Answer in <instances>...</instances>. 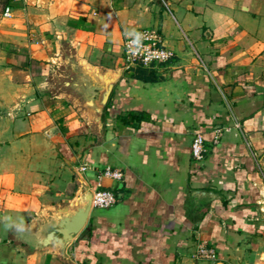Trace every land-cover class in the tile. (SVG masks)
<instances>
[{"label":"crops","instance_id":"0c3cea01","mask_svg":"<svg viewBox=\"0 0 264 264\" xmlns=\"http://www.w3.org/2000/svg\"><path fill=\"white\" fill-rule=\"evenodd\" d=\"M0 11V264H264V0H0ZM141 28L174 55L138 78L122 55ZM107 69L122 72L97 112L85 80ZM105 167L123 177H100ZM84 188L118 201L93 207L64 254L26 241Z\"/></svg>","mask_w":264,"mask_h":264},{"label":"water","instance_id":"95a60500","mask_svg":"<svg viewBox=\"0 0 264 264\" xmlns=\"http://www.w3.org/2000/svg\"><path fill=\"white\" fill-rule=\"evenodd\" d=\"M122 69L93 71L88 74L85 85L90 90L88 104L97 112L106 107ZM93 208V190L84 188L68 203L55 211L35 230L25 234L26 241L37 248H55L61 254L86 225Z\"/></svg>","mask_w":264,"mask_h":264},{"label":"built area","instance_id":"2783aa9c","mask_svg":"<svg viewBox=\"0 0 264 264\" xmlns=\"http://www.w3.org/2000/svg\"><path fill=\"white\" fill-rule=\"evenodd\" d=\"M13 11L10 6H7L4 11L6 17L12 16ZM174 53L169 49L162 36L155 30L150 28H141L131 35H128L123 44V60L127 68L130 67H157L162 63L169 61ZM221 131L216 130L214 142L220 139ZM191 152L193 158L202 160L207 153L205 138L201 132H197L192 145ZM107 176L113 179H121L123 172L120 169L105 167L100 177ZM118 201V196L115 191L107 188L97 189L93 191V207L108 208L113 206ZM199 252L202 256L215 258L217 256L216 249L206 244L199 246Z\"/></svg>","mask_w":264,"mask_h":264},{"label":"trees","instance_id":"16d2710c","mask_svg":"<svg viewBox=\"0 0 264 264\" xmlns=\"http://www.w3.org/2000/svg\"><path fill=\"white\" fill-rule=\"evenodd\" d=\"M142 68H143L142 66H138V67L135 69V70H136V71H135V75H134L135 77H138V78H142V77H143V74H142V73H144V72H143L144 69H142ZM144 79H145V80H148L149 78H148V77H144Z\"/></svg>","mask_w":264,"mask_h":264},{"label":"rangeland","instance_id":"374dc122","mask_svg":"<svg viewBox=\"0 0 264 264\" xmlns=\"http://www.w3.org/2000/svg\"><path fill=\"white\" fill-rule=\"evenodd\" d=\"M1 12V11H0Z\"/></svg>","mask_w":264,"mask_h":264}]
</instances>
